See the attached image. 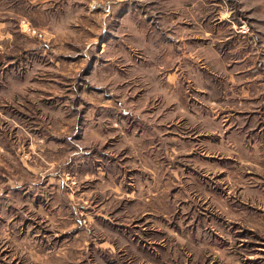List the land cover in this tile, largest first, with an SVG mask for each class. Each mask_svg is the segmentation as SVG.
I'll return each instance as SVG.
<instances>
[{
	"label": "rangeland",
	"instance_id": "obj_1",
	"mask_svg": "<svg viewBox=\"0 0 264 264\" xmlns=\"http://www.w3.org/2000/svg\"><path fill=\"white\" fill-rule=\"evenodd\" d=\"M262 71L264 0H0V264H264Z\"/></svg>",
	"mask_w": 264,
	"mask_h": 264
},
{
	"label": "built area",
	"instance_id": "obj_2",
	"mask_svg": "<svg viewBox=\"0 0 264 264\" xmlns=\"http://www.w3.org/2000/svg\"><path fill=\"white\" fill-rule=\"evenodd\" d=\"M244 26V25H243ZM241 31L246 32V29H242Z\"/></svg>",
	"mask_w": 264,
	"mask_h": 264
},
{
	"label": "crops",
	"instance_id": "obj_3",
	"mask_svg": "<svg viewBox=\"0 0 264 264\" xmlns=\"http://www.w3.org/2000/svg\"><path fill=\"white\" fill-rule=\"evenodd\" d=\"M260 73V72H259ZM264 73V71H262V74ZM246 75V73H244ZM257 75V74H256Z\"/></svg>",
	"mask_w": 264,
	"mask_h": 264
}]
</instances>
